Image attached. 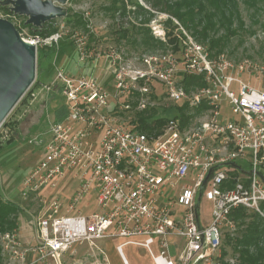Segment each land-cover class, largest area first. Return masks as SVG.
Returning a JSON list of instances; mask_svg holds the SVG:
<instances>
[{"label": "built area", "instance_id": "built-area-1", "mask_svg": "<svg viewBox=\"0 0 264 264\" xmlns=\"http://www.w3.org/2000/svg\"><path fill=\"white\" fill-rule=\"evenodd\" d=\"M62 38L59 30L24 37L36 47ZM187 38L176 49L128 55L119 47H89L84 35H74L78 63L104 61L108 79L57 67L52 81L41 83V91L60 94L67 115L51 122L48 140L41 138L45 156L25 176L21 194L55 188L73 171L79 186L64 203L41 198L44 214L33 247L38 260L62 264L63 253L87 243L106 264L97 241L121 237L117 250L126 264L128 244L146 248L154 264H222L224 233L238 226L233 211L244 207L264 217V64L213 55ZM191 75L204 85L188 92L183 79ZM159 89L172 101L207 107L185 125L179 115L152 134L121 117L134 99L138 111L152 107ZM223 99L234 117L222 113ZM204 183L200 203L206 198L213 204L209 223L201 220L200 204L196 211ZM88 196L100 210L77 209ZM1 238L6 251L26 259L31 249L22 247L17 229Z\"/></svg>", "mask_w": 264, "mask_h": 264}, {"label": "rangeland", "instance_id": "rangeland-1", "mask_svg": "<svg viewBox=\"0 0 264 264\" xmlns=\"http://www.w3.org/2000/svg\"><path fill=\"white\" fill-rule=\"evenodd\" d=\"M137 2L144 9L138 7ZM237 3L243 26L239 27V21L235 20L234 27L238 28L237 34L231 36L228 40H224L221 47L218 48L222 49V52H226L234 61L254 59L264 64V0H237ZM63 6L67 8V15L57 17L48 21L49 24L46 22L44 25L47 29L52 26L58 28L63 35L61 45H64L65 48L60 49L50 61L44 64L42 72H38L37 64L35 81L0 125V194L22 206V211L18 216L17 230L20 232L21 240L31 246L36 244L35 224L37 219L44 214L41 198L57 199L64 203L73 196L79 186V178L73 171L69 172L64 181L55 188L46 187L39 192V195L29 197L21 194L25 176L45 156L42 139L48 140L47 131L51 122L56 118L55 111L61 103L63 105L59 93L43 92L40 85L52 81L57 67L66 73L78 76L81 73L92 74L91 72H94V70L97 75H100L101 73L98 74L102 69L100 65L102 63L105 65L102 59L103 62H99L96 68L90 66V62L86 63L88 69L93 68L90 72L85 69L86 67L83 70L80 69L76 63L78 60L75 49L77 43L73 40V36L84 35L89 47H119L124 49L128 55L176 49V44L167 40L168 31H174L173 35L177 38L178 47L183 42L182 38L188 39L187 36H191L194 40L197 39V42H203L202 39L198 40V37L190 30L184 28V32L177 24L176 21L178 20L176 18H172L173 24L170 25L168 23L170 16L165 12L156 11L152 4L146 0H69ZM124 6H126V9L123 8ZM203 14L198 13L197 20L203 19ZM0 17L11 20L16 27L20 28V33L26 39L32 36L30 27L27 23L24 24L28 18L27 16L5 14L0 9ZM79 18L82 19V24L74 23V20ZM175 24L179 28L175 27ZM158 31L160 33H157ZM163 33L166 40L162 39ZM225 33L226 28L220 27L218 30L212 31L210 36L211 38H218L224 36ZM160 41H164L165 46H162ZM209 43L207 40L202 44L208 47ZM38 46L41 47L40 44ZM218 48H215L213 53ZM192 86L191 89H194L199 85ZM152 100V107L144 110L151 108V112H156L158 115L167 118H175L179 113V107L183 106L182 102L169 99L166 94L162 93L161 89L153 93ZM134 103L135 99L132 102V109H123L121 114L123 119L127 121L133 118L138 119L137 113L141 111L137 110ZM198 107L201 106L189 105L184 112L187 115L198 117L201 113V111L196 112ZM221 111L226 117H234L226 99L222 101ZM62 115L63 113H61ZM195 117L191 118V121ZM31 140H37V142L31 143ZM262 172L264 174V167H262ZM87 200L88 198L86 201L80 202L77 209L83 210L84 214L100 210L96 202H92L87 206ZM65 205L67 206V204ZM77 209L72 214H76ZM212 212V202L202 198L200 203L202 222H211ZM246 221L248 222L249 219H246ZM244 226L245 224H240L235 231L224 233L223 251L226 250V254L221 257L222 264L226 261L230 264H238V253L235 252L231 244L226 242V234L236 237L241 233ZM1 237L2 234L0 233V264H27L30 261V258L26 257L23 260L19 255L6 251ZM154 251L158 253L156 249ZM123 252L128 264H154L148 250L142 246L127 245L123 248ZM71 253L73 255H70V253L65 254L63 264H93L82 252L75 250ZM108 256L111 264H123L119 254L112 256L111 248L108 251ZM35 262L34 264H55L52 258L45 262L41 260ZM94 264H105V261L99 259V263L95 262Z\"/></svg>", "mask_w": 264, "mask_h": 264}, {"label": "trees", "instance_id": "trees-1", "mask_svg": "<svg viewBox=\"0 0 264 264\" xmlns=\"http://www.w3.org/2000/svg\"><path fill=\"white\" fill-rule=\"evenodd\" d=\"M150 2L153 8L158 12H165L170 16L168 23L173 24L172 18H176L181 25L190 30L198 40L202 39L203 42L209 41V50L214 55L213 50L221 47V43L224 40H228L231 36L237 34L238 28L234 27L235 20L239 21V27L243 26V21L240 16L237 0H146ZM138 7L143 8L140 3H136ZM126 9V6L123 7ZM5 14L16 15L10 8V6L0 5ZM144 9V8H143ZM204 13L203 19L197 20L198 13ZM18 15V14H17ZM20 16V15H19ZM82 19L74 20V23H81ZM48 22L47 24H49ZM26 24V22H24ZM82 24V23H81ZM30 27L32 34H40L42 36L50 35L58 30L57 27H49V29L35 27L32 24H27ZM178 28V25L175 24ZM201 26V28H200ZM220 27L226 28V33L222 37L211 38L212 31L218 30ZM18 28V27H17ZM20 30V28H18ZM21 31V30H20ZM174 31L167 32V40L176 44V37L173 35ZM197 40V39H196ZM200 42V41H199ZM200 42V43H203ZM62 40L58 45L38 47L37 50V64L38 72L44 70V64L50 61L54 55L62 48ZM162 46H165L164 41H160ZM222 49H217L216 54L222 52ZM184 86L189 92L192 85L203 86L204 81L200 76H185L183 79ZM189 107L187 103L179 107V113L177 116L183 118V124L185 125L190 121V115H187L184 110ZM207 107L203 104L196 109L199 112ZM59 110V109H58ZM61 110V109H60ZM63 111V110H62ZM152 109H147L138 112V119L133 118L131 123L137 124L136 126L147 133H159L167 117H160L156 112H151ZM57 118L61 117V113H57ZM176 116V117H177ZM22 211V206L10 199H6L0 194V233L12 231L18 228V216ZM233 218L238 222V225L245 224L241 233L236 237L226 234V242L231 244L238 253V264H264V217L259 213L248 212L244 207L235 209L232 213ZM246 219H249L247 222ZM1 254V248H0ZM226 254V250L223 251V255ZM227 264V263H225Z\"/></svg>", "mask_w": 264, "mask_h": 264}, {"label": "water", "instance_id": "water-1", "mask_svg": "<svg viewBox=\"0 0 264 264\" xmlns=\"http://www.w3.org/2000/svg\"><path fill=\"white\" fill-rule=\"evenodd\" d=\"M68 1L0 0V5L10 6L15 14L28 17L27 24L42 28L44 23L67 15V8L63 5ZM36 72V45L25 40L11 20L0 17V125L33 84ZM223 165H230V163L220 166ZM204 186L205 183L200 189L197 200V213Z\"/></svg>", "mask_w": 264, "mask_h": 264}, {"label": "crops", "instance_id": "crops-1", "mask_svg": "<svg viewBox=\"0 0 264 264\" xmlns=\"http://www.w3.org/2000/svg\"><path fill=\"white\" fill-rule=\"evenodd\" d=\"M77 65L79 66V68L80 69H84L85 67H86V63H78V60H77ZM90 66H93L94 67V65H92V63L90 62ZM98 66V65H97ZM97 66H95V68L97 67ZM101 66H102V69H100V72L98 73V74H100L99 76L101 77V78H103L105 81L108 79L107 78V76L105 77V75L103 74V70H104V66L105 65H103V63H102V65H100V68H101ZM94 68V69H95ZM85 69H87L89 72H90V70H92L93 68H89L88 69V67H86ZM94 72H95V70H94ZM59 109V110H58ZM58 109H56V111H55V113H56V115H57V113L59 112V113H63V115L61 116V117H59V118H57V116H55L56 118H55V120H61V119H63L64 117H66V115H67V110H66V107H65V105L63 104L62 105V103H61V105L59 106V108ZM61 109V110H60ZM63 110V111H62ZM62 111V112H61ZM55 120H53V121H55ZM49 128H50V126H49ZM49 128H48V130H49ZM47 134H48V131H47ZM41 138H42V136H41ZM79 183V182H78ZM77 189V188H76ZM88 198V200H87V203H86V205L87 206H89L92 202H90L91 201V199H92V196H88L87 197ZM86 198V199H87ZM86 199L84 200V201H86ZM80 210V209H79ZM81 211H83V210H81ZM19 239H20V241H21V243H22V247L23 248H29V249H31V250H29L28 252H27V254H26V257L27 258H30V261L28 262V264H34V263H36L35 261H37L38 260V254L33 250V247L36 245H34V246H31V245H28V244H26V243H24V241H22L21 240V235H20V232H19ZM35 239H36V235H35ZM103 241V242H102ZM125 241H124V239L123 238H121V237H116V238H111V239H101V240H98L97 241V245L100 247V248H102L103 250H104V252H105V255H106V257H107V259H108V262L109 263H106V264H111V262H110V258H109V256H108V251H109V249L111 248V253H112V256H116L117 254H119V256H120V258L122 259V261H123V264H126L125 263V261H124V259H123V257L120 255V253L118 252V250H117V247L119 246V245H121L122 243H124ZM128 245H132V244H128ZM127 246V245H126ZM125 247V246H124ZM79 249V250H78ZM80 251V253L82 252V254H84V256L86 257V258H88V259H90L89 261H92L93 262V264L96 262V260L98 259H102L103 260V255L101 254V253H99L98 251H95V252H93L90 248H89V246H88V244L87 243H84V244H80V245H76L73 249H71V250H69V251H67V252H65V253H63L62 254V256H61V261H62V264H63V258H64V256H65V254H68V253H70V255H73L71 252L72 251ZM118 252V253H117ZM124 257H125V255H124ZM126 258V257H125ZM127 260V259H126ZM54 263L55 264H57L55 261H54Z\"/></svg>", "mask_w": 264, "mask_h": 264}]
</instances>
